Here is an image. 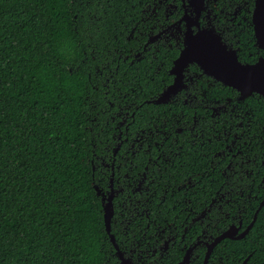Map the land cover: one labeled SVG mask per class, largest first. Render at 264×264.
I'll list each match as a JSON object with an SVG mask.
<instances>
[{"label":"flooded vegetation","instance_id":"flooded-vegetation-1","mask_svg":"<svg viewBox=\"0 0 264 264\" xmlns=\"http://www.w3.org/2000/svg\"><path fill=\"white\" fill-rule=\"evenodd\" d=\"M255 6L145 0L114 72H101L91 164L118 264H262L264 97L244 96L196 62L176 68L199 33L217 36L242 65L264 59ZM140 64L143 79L124 78Z\"/></svg>","mask_w":264,"mask_h":264},{"label":"trees","instance_id":"trees-1","mask_svg":"<svg viewBox=\"0 0 264 264\" xmlns=\"http://www.w3.org/2000/svg\"><path fill=\"white\" fill-rule=\"evenodd\" d=\"M144 3L0 0V264H118L93 186L94 125L101 72ZM137 67L124 78L144 76Z\"/></svg>","mask_w":264,"mask_h":264},{"label":"water","instance_id":"water-1","mask_svg":"<svg viewBox=\"0 0 264 264\" xmlns=\"http://www.w3.org/2000/svg\"><path fill=\"white\" fill-rule=\"evenodd\" d=\"M253 21L257 44L264 50V0H256ZM194 62L207 74L237 88L244 96L257 93L264 97V59L253 65H242L217 36L199 33L186 41L185 49L176 62V68ZM110 218L109 208L104 207V224L108 233Z\"/></svg>","mask_w":264,"mask_h":264}]
</instances>
